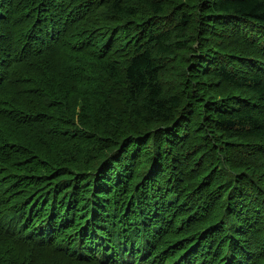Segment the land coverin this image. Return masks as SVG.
I'll return each instance as SVG.
<instances>
[{"label":"trees","instance_id":"trees-1","mask_svg":"<svg viewBox=\"0 0 264 264\" xmlns=\"http://www.w3.org/2000/svg\"><path fill=\"white\" fill-rule=\"evenodd\" d=\"M164 1L0 0V264H264V61L203 104L192 17L131 24ZM208 12L264 38V0Z\"/></svg>","mask_w":264,"mask_h":264},{"label":"rangeland","instance_id":"rangeland-1","mask_svg":"<svg viewBox=\"0 0 264 264\" xmlns=\"http://www.w3.org/2000/svg\"><path fill=\"white\" fill-rule=\"evenodd\" d=\"M160 1L163 0H158V2ZM210 1L213 0H165L163 4L164 12L161 15H155V17L148 15L145 22L133 21L131 23L138 28L137 31L139 32L144 24L146 26L156 24L155 28L160 29V27L172 26L181 19L180 16L183 14L192 17L193 23L187 36L189 46L187 49L177 51L174 64L167 65V70H169L166 77L169 83H177L178 77L180 76L181 78L182 75L187 80V84L192 83V89L202 91L203 88L200 99H205L201 100V102L204 101L203 104L205 105L215 98L217 100L227 99L230 94L229 90L221 89V85L212 76L205 75L212 71L221 61L233 73L249 70L251 61L258 64L264 61L262 55L256 49V47L261 48V46L264 48V40H260L264 38L258 30L249 24L234 21L228 22L220 16L210 14L208 12V3ZM148 21H150V24H147ZM262 52L264 54L263 50ZM201 61L208 62L201 64ZM198 62L202 70L193 73L194 76L191 77V72H195L193 67H196ZM187 71L190 73V77ZM180 72L181 75H179ZM198 81L204 84L199 86L197 84ZM205 93H207V96H204ZM188 124V122L182 124L178 130L180 135L188 131V128H186ZM193 124L197 125L198 121ZM133 157L134 155H126V161L136 160ZM145 161H149L148 158L143 162ZM197 161H199V158ZM210 161L211 158L205 157V164ZM173 165L175 164L173 163Z\"/></svg>","mask_w":264,"mask_h":264},{"label":"bare ground","instance_id":"bare-ground-1","mask_svg":"<svg viewBox=\"0 0 264 264\" xmlns=\"http://www.w3.org/2000/svg\"><path fill=\"white\" fill-rule=\"evenodd\" d=\"M264 104V103H263ZM212 186V185H211ZM229 189V188H228ZM213 190V189H212ZM220 190H222V189H220ZM225 191V190H224ZM229 191V190H228ZM206 194V193H205ZM210 196V195H209ZM222 199V198H221ZM219 205V204H218ZM231 206H233V205H231ZM216 207H217V205H216ZM214 208V207H213ZM219 208H220V206H219ZM217 210V209H216ZM219 210H221V208L220 209H218V212H219ZM259 211V210H258ZM227 212V211H226ZM219 215V214H218ZM245 215V214H244Z\"/></svg>","mask_w":264,"mask_h":264}]
</instances>
